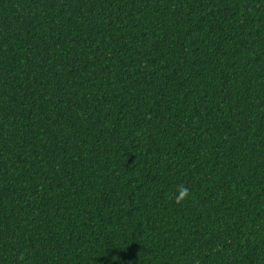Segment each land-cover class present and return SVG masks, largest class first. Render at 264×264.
<instances>
[{"label":"trees","instance_id":"1","mask_svg":"<svg viewBox=\"0 0 264 264\" xmlns=\"http://www.w3.org/2000/svg\"><path fill=\"white\" fill-rule=\"evenodd\" d=\"M0 264H264V0H0Z\"/></svg>","mask_w":264,"mask_h":264},{"label":"clouds","instance_id":"2","mask_svg":"<svg viewBox=\"0 0 264 264\" xmlns=\"http://www.w3.org/2000/svg\"><path fill=\"white\" fill-rule=\"evenodd\" d=\"M178 191L180 192L179 197L177 198V202H180V200L186 199L188 196V189L187 188H181L178 189Z\"/></svg>","mask_w":264,"mask_h":264}]
</instances>
